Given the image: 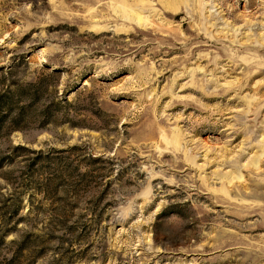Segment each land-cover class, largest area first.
Segmentation results:
<instances>
[{
  "label": "rangeland",
  "instance_id": "obj_1",
  "mask_svg": "<svg viewBox=\"0 0 264 264\" xmlns=\"http://www.w3.org/2000/svg\"><path fill=\"white\" fill-rule=\"evenodd\" d=\"M136 1L0 0V89L49 84L0 139V264H264V0Z\"/></svg>",
  "mask_w": 264,
  "mask_h": 264
},
{
  "label": "trees",
  "instance_id": "obj_2",
  "mask_svg": "<svg viewBox=\"0 0 264 264\" xmlns=\"http://www.w3.org/2000/svg\"><path fill=\"white\" fill-rule=\"evenodd\" d=\"M48 87L49 84L45 81V79H39L30 82H21L14 78L10 79L9 82H6L4 84V87L0 89V139L2 137L9 136L16 129L24 130L30 125V122H28V120H26L25 118L24 110L29 105H36L42 99L43 95L47 92ZM77 148H79V146L75 145L67 149L50 148L49 150L44 151L30 150L22 145L15 147V149L17 150H25L35 154V156L30 158V160L32 161L31 166H35L36 164H39L41 162H45L46 165H50L51 161L64 163L67 159L65 153L76 150ZM45 167V165L42 166V168ZM33 176V173L29 174L30 179H33ZM37 184L38 192L48 194L50 192L54 193L56 190H58L59 186H67V184L70 185L71 188H75L79 184V181H76L75 177H73V182H71L70 180L66 179V176L62 171L57 170L55 173L49 176L48 182H37ZM15 194L16 204L9 211L10 216L8 218V221L12 222L16 220V224H19L25 219L22 218L23 216L19 218L21 212V197L23 191H19ZM30 202L32 208H34L33 195H31ZM38 207L41 206H37V208Z\"/></svg>",
  "mask_w": 264,
  "mask_h": 264
},
{
  "label": "bare ground",
  "instance_id": "obj_3",
  "mask_svg": "<svg viewBox=\"0 0 264 264\" xmlns=\"http://www.w3.org/2000/svg\"><path fill=\"white\" fill-rule=\"evenodd\" d=\"M168 2V5L166 4L167 8L170 6L172 7L173 3L172 1H176V0H167ZM163 2H165V0H163ZM143 7L144 5V1L143 0H137L136 3L134 5H140ZM127 6L129 7V5L127 4ZM131 8H133V5H130ZM129 15H131V13L133 12V19H136L138 20V22H141L142 24L145 22V21H148V19H146L145 17H141L140 13L139 12H136L134 11L133 9L131 10H127ZM151 22V21H150Z\"/></svg>",
  "mask_w": 264,
  "mask_h": 264
},
{
  "label": "water",
  "instance_id": "obj_4",
  "mask_svg": "<svg viewBox=\"0 0 264 264\" xmlns=\"http://www.w3.org/2000/svg\"><path fill=\"white\" fill-rule=\"evenodd\" d=\"M28 139V138H27Z\"/></svg>",
  "mask_w": 264,
  "mask_h": 264
}]
</instances>
